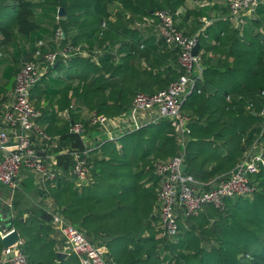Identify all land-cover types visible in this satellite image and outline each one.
Here are the masks:
<instances>
[{"label":"trees","instance_id":"obj_1","mask_svg":"<svg viewBox=\"0 0 264 264\" xmlns=\"http://www.w3.org/2000/svg\"><path fill=\"white\" fill-rule=\"evenodd\" d=\"M112 3H117L115 12ZM182 5L183 0H0V114L16 73L34 60L37 49L77 45L88 56L58 58L32 88L30 100L41 113L36 123L51 141L83 147L69 130L75 121L90 128L83 110L120 116L136 92L156 93L178 76V67H165L168 59L176 60V50L145 36L137 23L153 18L158 9L174 12ZM255 13L256 20L247 19L241 27L225 31L219 21L197 33L202 74L182 102L192 117L184 172L196 180L231 171L263 127L253 112L264 105V4ZM58 27L61 41L54 37ZM61 111L68 118L59 116ZM178 151L176 124L159 119L90 147L87 184L58 174L44 184L58 215L90 242L104 245L112 264H264V168L249 176L256 184L252 193L225 199L222 209L206 205L179 217L174 236H157L155 164ZM50 219L25 209L6 223L23 239L30 264H80L72 253L57 259L64 244ZM3 248L0 237V262Z\"/></svg>","mask_w":264,"mask_h":264},{"label":"built area","instance_id":"obj_2","mask_svg":"<svg viewBox=\"0 0 264 264\" xmlns=\"http://www.w3.org/2000/svg\"><path fill=\"white\" fill-rule=\"evenodd\" d=\"M261 2L262 0H226L228 19L234 28L241 27L246 18H253ZM152 14L153 18L137 24L156 23L159 38L177 52L178 76L166 88L156 93L136 92L129 109L120 116L107 118L89 112L88 121L89 126L100 129L95 135L102 138L100 140L114 139L138 128L139 123L136 117L145 111H154L155 121L167 119L176 124L178 153L155 164V173L160 178L157 190V236L169 238L177 232L179 217L188 218L206 205L222 209L225 199L249 194L256 190V184L251 182L249 176L264 168V105L258 113L253 112V115L262 119L263 127L231 171L208 181H199L186 174L184 172L185 145L186 137L190 133L189 124L192 117L184 113L182 102L186 94L194 89L202 74L203 67L199 54L192 55L193 48L198 41L197 34L188 35L177 28L175 11L158 9ZM111 18L109 17V20ZM104 27H106V22L102 21L101 28ZM54 37L57 41L64 39L61 27L56 28ZM38 45H42V42L39 41ZM95 52L99 51L95 50ZM76 55L88 56V53L79 46L69 43L55 51L41 52L37 49L34 53V60L26 61L16 73L13 86L7 92L8 99L0 115V149L4 150L0 156L1 185L13 186L21 169L37 174L42 180H52L56 174L47 166L44 159L55 143L36 123L41 113L33 106L30 94L32 88L58 58L65 59ZM93 59L97 62L96 57ZM248 107L251 108L250 105ZM123 116L131 121L130 124L122 127L119 134H115V131L111 132L108 124L114 120L118 124L117 120ZM69 130L78 135L83 143L82 149L71 151L73 158L71 174L77 185H85L89 182L91 168L88 160L89 147L86 142L88 133L80 121L72 122ZM9 131H12V136ZM103 134H105L104 137ZM182 166H184L183 170ZM52 221V225L65 241L64 252L75 254L80 264H112L105 255L106 249L103 245L90 242L79 228L66 222L58 214L54 215ZM12 231L16 230L8 227L5 221L0 223L1 239ZM22 244L23 239L18 237L16 242L4 247L0 264H30L21 249Z\"/></svg>","mask_w":264,"mask_h":264},{"label":"crops","instance_id":"obj_3","mask_svg":"<svg viewBox=\"0 0 264 264\" xmlns=\"http://www.w3.org/2000/svg\"><path fill=\"white\" fill-rule=\"evenodd\" d=\"M261 4H264V0H262L259 5ZM116 7L117 3L110 4V8L112 9L111 12H115ZM111 12L109 17H112L110 20H113ZM175 12L177 13L175 16V22L180 26V29L190 35H195L203 31L205 27L213 25L211 24L212 22L214 23L222 21V27L225 31L228 30L229 27H234L228 19L229 14L226 6V0H183V5L176 9ZM254 14L255 15L253 18H246V20H256L257 14ZM223 22H226L228 26H225L226 24ZM138 26L143 31V34L145 36H155V38L160 39L158 36L156 23ZM218 28L219 27H216V29L214 30L219 31ZM259 30L262 31L261 28ZM220 33L221 36L225 35V33H223L222 31ZM214 35L217 36L218 33H215ZM211 42L215 43V39L212 38ZM213 60L216 61V59ZM167 64L170 66H174L175 69L177 67L176 60L174 61L168 59L165 64V67L167 66ZM43 102L44 101L41 99V105L43 104ZM58 114L59 116H64L65 118H68L67 111H61ZM88 114L89 111L83 110L81 113L82 119L88 120ZM155 117L156 114L154 111H145L140 113L136 118L140 126L142 124L154 122ZM90 131H92V127ZM9 134L12 136V131H9ZM91 137L92 139H94V141H96V144L100 141V139H95L93 134H91ZM57 138L58 137H55V139ZM61 140L62 138L60 139V141ZM52 141L53 143H55V145L51 147V149L47 152V155L44 158L47 163V166L50 169L54 170L55 173L58 174V176H72V158L70 149H72V146H74L73 142L67 141L65 142V145H63L58 140ZM96 144L94 143V145L87 146H89L90 148L95 146ZM3 152L4 150L0 149V156H2ZM48 193L49 191L47 190L46 185L44 184V180H42L37 174L31 171L21 169L14 181L13 186L10 187L0 184V205H6L5 208L0 206V216L2 220L6 222L14 214L24 211L25 209H32L38 215H40V213L42 212H45V214L51 216V219L48 220V222L50 224H53L52 220L54 218V215L58 214L59 211L54 203V200ZM59 238L61 244H64V248L65 241L62 236L60 237V235Z\"/></svg>","mask_w":264,"mask_h":264},{"label":"rangeland","instance_id":"obj_4","mask_svg":"<svg viewBox=\"0 0 264 264\" xmlns=\"http://www.w3.org/2000/svg\"><path fill=\"white\" fill-rule=\"evenodd\" d=\"M62 29V28H61ZM59 41V40H58ZM126 118V116H123L121 119H119V120H117V122H118V124H116V120H114V122H111V123H109L108 124V126H109V130L111 131V132H113V131H115V134H119V132H120V130L122 129V127L124 128L126 125H128V124H130V120L129 119H125ZM130 126H133V125H130ZM90 127V126H89ZM90 129H91V127L87 130V133H88V136H87V138H88V140H86V142H87V145H94V143L96 144V141H94V139H92V137H91V134H93L94 135V137H95V139H102V138H98V137H96L95 135H97V130H100L98 127H94V126H92V131H90ZM78 136V135H77ZM103 137L105 136V134H103L102 135ZM79 137V136H78ZM81 140V139H80ZM80 142H82V141H80ZM81 145H83V143H81ZM82 147V146H81ZM81 147H76L75 145L74 146H72V149H71V151H73V150H80L81 149ZM89 147V146H88ZM70 151V152H71ZM53 227H54V225H53ZM99 245H102V244H99ZM104 246V245H103ZM105 247V246H104ZM106 249V248H105ZM61 250H63V251H61V252H64V250H65V248H62ZM66 253V252H65ZM67 254V253H66ZM68 255V254H67Z\"/></svg>","mask_w":264,"mask_h":264},{"label":"water","instance_id":"obj_5","mask_svg":"<svg viewBox=\"0 0 264 264\" xmlns=\"http://www.w3.org/2000/svg\"><path fill=\"white\" fill-rule=\"evenodd\" d=\"M58 14H59V16H62L64 14V11H63L62 8H59ZM199 48H200V43H199V41H197L196 44H195V46H194V48H193V51H192V55L193 56L198 55ZM181 169L183 170L184 169V166H182ZM18 237H19L18 232L17 231H12L10 234H8L7 236H5L2 239L3 246L4 247H7L10 244H13L14 242L17 241ZM66 255L67 254L65 252H61V251H57L56 252V257H57L58 260H62L64 257H66Z\"/></svg>","mask_w":264,"mask_h":264}]
</instances>
